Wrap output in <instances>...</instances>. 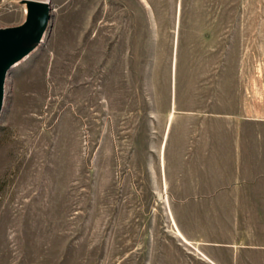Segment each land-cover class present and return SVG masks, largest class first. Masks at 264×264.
Instances as JSON below:
<instances>
[{
    "label": "rangeland",
    "instance_id": "rangeland-1",
    "mask_svg": "<svg viewBox=\"0 0 264 264\" xmlns=\"http://www.w3.org/2000/svg\"><path fill=\"white\" fill-rule=\"evenodd\" d=\"M49 1L4 80L0 264H264V0Z\"/></svg>",
    "mask_w": 264,
    "mask_h": 264
},
{
    "label": "water",
    "instance_id": "water-1",
    "mask_svg": "<svg viewBox=\"0 0 264 264\" xmlns=\"http://www.w3.org/2000/svg\"><path fill=\"white\" fill-rule=\"evenodd\" d=\"M21 1L25 5L23 18L17 23L0 25V110L8 69L38 45L49 23V0Z\"/></svg>",
    "mask_w": 264,
    "mask_h": 264
},
{
    "label": "bare ground",
    "instance_id": "bare-ground-1",
    "mask_svg": "<svg viewBox=\"0 0 264 264\" xmlns=\"http://www.w3.org/2000/svg\"><path fill=\"white\" fill-rule=\"evenodd\" d=\"M179 231V230H178Z\"/></svg>",
    "mask_w": 264,
    "mask_h": 264
}]
</instances>
